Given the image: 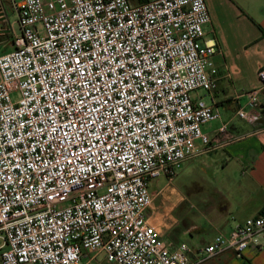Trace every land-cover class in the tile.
I'll return each mask as SVG.
<instances>
[{"label":"built area","instance_id":"obj_1","mask_svg":"<svg viewBox=\"0 0 264 264\" xmlns=\"http://www.w3.org/2000/svg\"><path fill=\"white\" fill-rule=\"evenodd\" d=\"M0 0L1 264H197L264 246V207L195 250L151 224V179L173 182L220 114L205 0ZM246 93L253 122L264 90ZM250 110V112H247ZM225 126L218 135L225 132ZM217 138V137H215ZM200 143V147L197 143Z\"/></svg>","mask_w":264,"mask_h":264},{"label":"crops","instance_id":"obj_2","mask_svg":"<svg viewBox=\"0 0 264 264\" xmlns=\"http://www.w3.org/2000/svg\"><path fill=\"white\" fill-rule=\"evenodd\" d=\"M130 1L137 4L143 0ZM205 4L210 20L204 26V37L217 44L213 61L218 79L212 91H195L192 97L211 104L220 117L201 126L211 143L181 167L188 165L187 182L193 185L189 188L200 198L196 205H190L188 192L165 180L158 186L157 178L151 179L149 190L154 199L147 210L162 238L190 247V262L197 259L195 250L215 235L228 233L236 223L257 216L264 207V90L259 94L260 105L247 111L256 115L255 121L237 114L248 109L246 93L259 86L257 73L264 67V0H205ZM225 12L242 16L233 31L223 28ZM10 47L7 37H0V48ZM222 126L225 132L218 135ZM205 183L214 186L207 190ZM2 243L0 239V253ZM197 264H264V246H250L241 257L226 250Z\"/></svg>","mask_w":264,"mask_h":264},{"label":"rangeland","instance_id":"obj_3","mask_svg":"<svg viewBox=\"0 0 264 264\" xmlns=\"http://www.w3.org/2000/svg\"><path fill=\"white\" fill-rule=\"evenodd\" d=\"M4 1H5L4 4H5L7 12H8V17H9L10 23H14L15 15L9 9L8 1L7 0H4ZM240 18H242L241 15H239V17H237L231 12H228V13L225 12V14H224V21L225 22H224V24H222L223 28H226L227 30L231 29L233 31L234 27L240 25ZM14 28H16V24L15 23H14ZM7 50H9V49H7ZM7 50H3L2 48H0V53L5 52ZM197 91H202V90L199 89ZM187 166L188 165H185L182 169H179L177 171V174L174 177L172 184L174 186H177L180 189L182 188L183 191L188 192L189 193V199H190L189 200L190 201V205L191 204L196 205L198 203L200 197L198 196L197 192L191 191L190 188H192L193 185L191 183L187 182V180L189 179L188 174L185 173ZM157 180L159 181L158 186L161 185L164 182V180L166 181V179L163 178V177H159V178H157ZM153 185L156 186L155 184H153ZM158 186H156L155 188H157ZM205 186H206L207 190H211L212 187L214 186V184L213 183H210V184L205 183ZM187 206H188L189 211H190L191 208L189 206V203H187ZM178 212H179V210H178ZM96 264H115V263L106 261V259H104V257L102 255H100L98 257V262H96Z\"/></svg>","mask_w":264,"mask_h":264}]
</instances>
